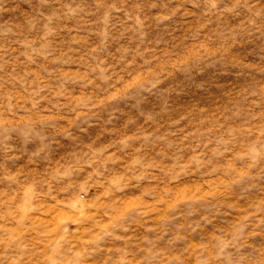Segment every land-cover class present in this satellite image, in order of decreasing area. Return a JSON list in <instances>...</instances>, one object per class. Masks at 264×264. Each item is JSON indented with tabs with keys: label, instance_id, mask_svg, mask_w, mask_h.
Returning <instances> with one entry per match:
<instances>
[{
	"label": "rangeland",
	"instance_id": "1",
	"mask_svg": "<svg viewBox=\"0 0 264 264\" xmlns=\"http://www.w3.org/2000/svg\"><path fill=\"white\" fill-rule=\"evenodd\" d=\"M0 264H264V0H0Z\"/></svg>",
	"mask_w": 264,
	"mask_h": 264
}]
</instances>
